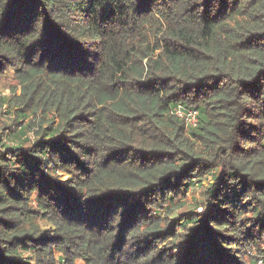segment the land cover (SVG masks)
I'll return each mask as SVG.
<instances>
[{
  "label": "trees",
  "instance_id": "obj_1",
  "mask_svg": "<svg viewBox=\"0 0 264 264\" xmlns=\"http://www.w3.org/2000/svg\"><path fill=\"white\" fill-rule=\"evenodd\" d=\"M8 76L0 264L264 257V0H0Z\"/></svg>",
  "mask_w": 264,
  "mask_h": 264
},
{
  "label": "rangeland",
  "instance_id": "obj_2",
  "mask_svg": "<svg viewBox=\"0 0 264 264\" xmlns=\"http://www.w3.org/2000/svg\"><path fill=\"white\" fill-rule=\"evenodd\" d=\"M0 83V89L2 90V93L4 95H9L12 93V90L16 86L17 81L15 79H10V77L8 76L5 77V79L2 78ZM16 90L19 94L21 92L20 86ZM7 107L8 105H5L3 110L0 109V133L2 134V136L0 137V147L2 143H7V145L15 144L14 140H12L9 136L6 135V132L9 131V126H13L14 123V116L6 112ZM28 145H30L29 142H27L25 146L27 147ZM207 182L208 180L205 181V184H207ZM199 191L200 190H193L191 192H188L186 195L188 204L182 207L179 211L194 209L196 212L202 213V211L205 210V205L199 204V202L202 201ZM77 263L85 264L82 259H78Z\"/></svg>",
  "mask_w": 264,
  "mask_h": 264
},
{
  "label": "built area",
  "instance_id": "obj_3",
  "mask_svg": "<svg viewBox=\"0 0 264 264\" xmlns=\"http://www.w3.org/2000/svg\"><path fill=\"white\" fill-rule=\"evenodd\" d=\"M176 113L182 117L187 125H196L198 111L193 108H186L183 105H178ZM255 264H264V257H259Z\"/></svg>",
  "mask_w": 264,
  "mask_h": 264
}]
</instances>
